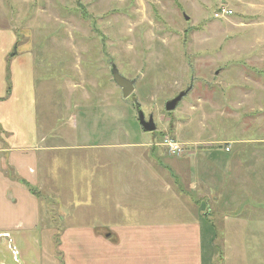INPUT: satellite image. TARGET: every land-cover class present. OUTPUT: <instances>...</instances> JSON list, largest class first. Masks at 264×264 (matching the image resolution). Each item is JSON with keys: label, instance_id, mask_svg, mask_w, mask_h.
Here are the masks:
<instances>
[{"label": "rangeland", "instance_id": "obj_1", "mask_svg": "<svg viewBox=\"0 0 264 264\" xmlns=\"http://www.w3.org/2000/svg\"><path fill=\"white\" fill-rule=\"evenodd\" d=\"M220 7L233 15L216 19ZM258 8L264 9V0H0L1 42H18L20 53L32 48L35 57L38 124L44 144L52 147L42 164L47 161L46 173L56 177L39 189L47 210L54 203L48 210L52 218H59L58 206L64 215L72 214L65 225L89 217L84 207L91 199L93 161L133 153L122 145L159 144L165 138L181 144L232 140V153L226 154L234 157L241 177L236 194L225 195L223 203L234 198L240 209L223 211L240 218L210 223L217 238L206 234L205 256L216 248L221 258L214 264H264V142H243L264 138V118L258 119L264 112V82L248 61L255 25L264 20L255 16ZM11 54L9 64L20 56ZM112 64L136 81L128 99L113 80ZM259 84L263 98L250 107L243 95L260 90ZM9 85L13 89L11 79ZM190 87L178 108L167 112L166 103ZM249 97L257 98V91ZM135 101L147 120L153 115L156 132L143 131ZM238 101L247 106L236 107ZM76 159L83 169L75 168ZM99 173L104 176V170ZM54 227L62 229L56 222Z\"/></svg>", "mask_w": 264, "mask_h": 264}, {"label": "crops", "instance_id": "obj_2", "mask_svg": "<svg viewBox=\"0 0 264 264\" xmlns=\"http://www.w3.org/2000/svg\"><path fill=\"white\" fill-rule=\"evenodd\" d=\"M254 13L264 19V9ZM255 28L257 36L250 44L248 61L264 82V20ZM19 47L14 41L2 43L0 36V264H214L215 257L220 260L216 248L205 256L204 245L208 232L214 241L217 238L216 227L210 224L215 219L224 218L226 224L240 218L224 212L240 209L234 198L227 206L223 203L225 195H234L241 177L234 157L226 154L232 153L236 141L184 140L187 152L178 156L170 154L163 141L122 145L133 153L93 161L91 199L84 207L89 217L77 216L74 221L83 218L81 222L70 220L65 225L72 214L66 211L64 215L58 206L59 218H52L48 210L54 203L47 210L39 189L55 183L56 177L46 173L47 161L42 164L50 145L44 144L38 124L36 62L32 48L20 53ZM15 50V56H20L9 64L7 55ZM234 50L238 54L243 48L235 45ZM8 67L13 83L9 96ZM258 77L255 83L260 81ZM258 87L260 90L243 95L250 107L263 98L264 87ZM256 91L257 98L249 97ZM244 105L238 101L236 107ZM233 114L237 116V112ZM262 118L264 112L258 119ZM243 142L257 144L264 138ZM75 168L83 169L77 159ZM41 174L48 178L42 180ZM61 177L59 174L58 186ZM30 184L38 188L37 193L31 192ZM55 222L62 229L53 228Z\"/></svg>", "mask_w": 264, "mask_h": 264}, {"label": "water", "instance_id": "obj_3", "mask_svg": "<svg viewBox=\"0 0 264 264\" xmlns=\"http://www.w3.org/2000/svg\"><path fill=\"white\" fill-rule=\"evenodd\" d=\"M188 19V17H187ZM17 54V51L12 54V56H15ZM111 74L113 77L114 82L117 84L118 87L121 88L123 98L128 99L130 98L136 91L135 80H130L123 75H121L119 69L115 64H112L111 67ZM191 91V87L187 91L181 92L175 99L168 101L166 103L165 109L167 112H173L175 111L179 103L183 100V98ZM135 107L137 111L138 116V122L140 126L142 127L143 131L146 133H154L157 131V123L155 122V119L153 115H150L148 120L146 118V115L144 111L141 108V105L138 101H135Z\"/></svg>", "mask_w": 264, "mask_h": 264}, {"label": "built area", "instance_id": "obj_4", "mask_svg": "<svg viewBox=\"0 0 264 264\" xmlns=\"http://www.w3.org/2000/svg\"><path fill=\"white\" fill-rule=\"evenodd\" d=\"M232 15H233V12L226 7H220L214 12V17L216 19H226ZM163 146L167 148L169 153L172 155L178 156V155L184 154L183 153L184 145H182L178 141H173V140H169L165 138L163 140ZM227 151H230V148H227Z\"/></svg>", "mask_w": 264, "mask_h": 264}, {"label": "trees", "instance_id": "obj_5", "mask_svg": "<svg viewBox=\"0 0 264 264\" xmlns=\"http://www.w3.org/2000/svg\"><path fill=\"white\" fill-rule=\"evenodd\" d=\"M10 79H11V75H10V69L8 67V75H7L8 90H7V96H9L11 94V91H12L11 86L9 85Z\"/></svg>", "mask_w": 264, "mask_h": 264}]
</instances>
